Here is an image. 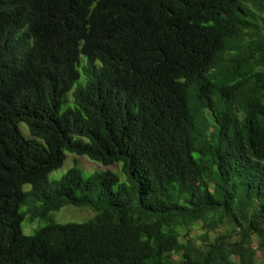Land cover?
<instances>
[{
	"label": "trees",
	"instance_id": "1",
	"mask_svg": "<svg viewBox=\"0 0 264 264\" xmlns=\"http://www.w3.org/2000/svg\"><path fill=\"white\" fill-rule=\"evenodd\" d=\"M65 153L124 180L49 182ZM252 240L264 0H0V264H255Z\"/></svg>",
	"mask_w": 264,
	"mask_h": 264
},
{
	"label": "rangeland",
	"instance_id": "2",
	"mask_svg": "<svg viewBox=\"0 0 264 264\" xmlns=\"http://www.w3.org/2000/svg\"><path fill=\"white\" fill-rule=\"evenodd\" d=\"M65 109V106L61 109L63 111ZM20 128L25 129V125H20ZM65 160L63 162V165L52 171L48 175V181H58L69 169L71 168H77L79 169L84 176H89L94 173H100L104 171H110L112 173L117 174L120 176L121 180H124V177L120 174V165L119 164H113L109 166H103L101 164L92 162L88 160L86 157H78L73 154L65 153ZM24 190H29L30 186H24ZM94 216L93 212L88 208L78 209L72 206H66L62 208L61 210L51 213L49 216L50 221L56 224H68V223H84L90 220ZM28 221L27 218L23 220L21 223V230L22 233L26 236L33 235L36 230L46 225L45 220L37 219L33 222ZM222 229L219 231L220 233H223ZM200 232L196 231L194 233V237L199 235ZM218 233L211 234V236H216ZM191 242V241H189ZM251 244V245H250ZM250 244H245L244 247H250L255 252V264H264V258L261 256L258 248H257V241H251Z\"/></svg>",
	"mask_w": 264,
	"mask_h": 264
}]
</instances>
